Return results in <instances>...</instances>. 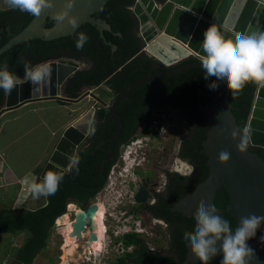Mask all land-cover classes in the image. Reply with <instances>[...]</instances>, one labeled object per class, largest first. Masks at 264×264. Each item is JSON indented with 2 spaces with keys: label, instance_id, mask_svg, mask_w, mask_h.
<instances>
[{
  "label": "trees",
  "instance_id": "1",
  "mask_svg": "<svg viewBox=\"0 0 264 264\" xmlns=\"http://www.w3.org/2000/svg\"><path fill=\"white\" fill-rule=\"evenodd\" d=\"M134 1L107 0L98 12L92 14V17L104 20L110 27L108 30H103V37L94 25L85 22L72 34L66 36L49 40L34 38L12 46L0 55V68L7 65L11 72L23 79L25 62L36 65L58 60L76 64L77 61L87 60L86 68L75 71L68 78L63 87L65 95L76 97L84 86H102L104 93L112 92L117 97L129 83L147 73L163 69L155 58L140 52L142 45L135 32L137 21L130 9ZM32 17L29 13L19 10L0 9V46L18 33ZM54 21L47 19L45 26H51ZM80 32L86 33L89 39L82 50H77L75 41ZM112 46H115V49H112ZM205 74L202 67H195L151 79L133 88L116 107V111L122 115V126L114 139L113 157L104 165L107 177L111 165L119 155V145L134 138L133 134L138 126L157 107L168 105L180 112L188 131L181 139L179 156L184 161L190 162L194 171L186 177L178 174L170 176L167 197L161 195L159 206H152L156 207L158 214L164 217L172 218L175 214L180 217L182 239L179 260L185 257L187 250L183 234L186 231H194L195 216H182L180 212H172L170 207L190 193L208 175L207 156L200 151L207 131L206 115L200 106L206 102L207 96L199 93V90L210 91L208 85L214 81V77L206 80ZM255 87V83L249 82L237 96H232L229 91L231 112L241 130L250 111ZM4 95V90L0 89V107ZM94 119L95 134L89 135L85 146L77 152L79 171L64 172L63 180L55 195L45 197L46 202L34 209L10 206L0 208V233L27 232V236L15 253V259L21 264H31L46 246L50 230L57 218L65 212L68 202L78 201L88 205L103 187L105 181L100 175V164L108 154L110 137L117 123L105 109H101ZM143 132L156 134L157 129L152 126L151 120L147 121ZM251 149L264 159V148ZM214 206L220 209V215L230 221L234 231L236 218L228 210L229 196L224 188L216 191ZM124 238L126 245L134 243L135 248L121 256L117 264H155V260L174 261L171 257L151 252L134 235H126Z\"/></svg>",
  "mask_w": 264,
  "mask_h": 264
},
{
  "label": "water",
  "instance_id": "2",
  "mask_svg": "<svg viewBox=\"0 0 264 264\" xmlns=\"http://www.w3.org/2000/svg\"><path fill=\"white\" fill-rule=\"evenodd\" d=\"M106 2L107 0H73V7L69 10V15L77 22L73 27L67 18L63 22L55 19L56 13L64 6V0H53L52 8L43 10L39 16H33L18 33L0 46V55L12 46L30 39L49 40L72 34L85 22L94 25L103 37V30H108L110 27L104 20L92 17V14L98 12ZM130 9L137 21V35L142 45L140 52L155 58L164 68L147 73L129 83L114 102L107 106V112L115 120L117 127L110 137L108 154L100 164L103 181L106 179L104 165L113 157L114 139L122 126L121 114L115 107L133 88L154 78L202 67L201 57L204 53L201 42L209 24H215L225 38L234 39L238 33L264 32V0H135ZM47 19L55 21L51 26L46 27ZM112 49H115V46H112ZM44 63L51 68L47 82L39 90L25 82L13 89L10 94L5 93L0 107V117L6 111L38 100L77 102L83 96L89 95L102 105H107L90 90L92 87H87L78 97L62 94L65 81L79 69L76 64L58 60ZM214 82L218 85L216 89L208 92L199 90V93L207 96L206 102L200 106L206 115L207 124L206 138L202 142L200 151L207 156L208 175L190 193L180 198L172 209L194 208L195 216L202 201L214 205L216 191L224 188L229 196L228 210L236 218L237 227L241 217L251 214L264 216V159L250 149V147L264 148V87L256 85L254 89L250 111L243 127V129L249 128L251 134L246 151L240 153L236 145L239 143V133L243 129L239 128L231 112L229 90L215 77ZM94 110L91 106L82 115L89 114L94 118ZM79 117L62 130L42 166L40 172L42 179L47 171L63 173L68 170L77 152L83 148L80 145L89 132L86 127L77 126ZM234 131L237 132L235 139L232 137ZM222 151L229 153L227 162H220L218 159ZM146 195L145 189L141 187L135 197L137 201L144 202ZM97 208V204L92 203L86 209H75V218L70 222L72 227L70 237L79 239L80 231L84 229L87 221H91L93 233L89 238L90 244L95 240L97 226L93 218L96 219ZM262 237H264V224L257 230L255 237L247 241L255 252L250 264H264ZM186 246L188 252L185 264H199L188 243ZM221 260L222 253L211 259L209 264H220Z\"/></svg>",
  "mask_w": 264,
  "mask_h": 264
},
{
  "label": "clouds",
  "instance_id": "3",
  "mask_svg": "<svg viewBox=\"0 0 264 264\" xmlns=\"http://www.w3.org/2000/svg\"><path fill=\"white\" fill-rule=\"evenodd\" d=\"M4 3L10 9L26 12L32 16H39L43 10L53 7V0H4ZM72 7L73 0H64V6L56 13L55 19L63 22L67 18L75 27L76 19L69 15ZM88 39L86 33H78L75 41L76 49L82 50ZM201 47L204 53L201 57V66L206 73L204 75L206 80L215 77L222 81L232 96L239 95L249 82L264 87V32L238 33L234 39L225 38L215 24H209L203 33ZM50 75L51 68L47 63L31 65L25 62L23 79L5 65L0 68V89L10 94L13 89L27 82L39 90ZM208 86L210 90L218 87L214 81ZM76 124L86 127L90 135L95 134L96 121L89 114L80 116ZM250 134V129L247 127L239 133V143L236 148L240 153L246 151ZM232 137L237 138V132L234 131ZM135 147L139 146L131 147L124 157L128 165L134 161L132 159ZM218 159L220 162H227L229 153L222 151ZM78 165L79 157L71 161L69 172L73 170L78 172ZM177 171L184 176H190L194 168L186 164L184 169ZM63 176V173L47 171L40 182L30 181L28 187L31 195L36 199L55 195ZM158 190L163 191V189ZM262 224H264V216L251 214L241 217L239 225L233 231L230 221L220 215L214 205L202 201L196 210L194 231L184 232L183 239L200 264H209V261L220 253H222L220 264H250L255 252L247 241L255 237Z\"/></svg>",
  "mask_w": 264,
  "mask_h": 264
},
{
  "label": "flooded vegetation",
  "instance_id": "4",
  "mask_svg": "<svg viewBox=\"0 0 264 264\" xmlns=\"http://www.w3.org/2000/svg\"><path fill=\"white\" fill-rule=\"evenodd\" d=\"M135 32H136V36L138 37L137 29H135ZM82 63L88 64L87 60L77 61L76 65L78 66V68H79V65ZM86 67H83V68H86ZM162 67L164 68L163 65H162ZM80 69H82V68H79L78 70H80ZM67 81H68V79L65 81V83H67ZM65 83L63 84V87H64ZM63 87H62V94L65 95V93L63 92ZM87 87H89V86H84L83 89L79 91L78 96L83 94L86 91ZM100 87H102V86H100ZM103 87H105V86H103ZM94 89H99V92H97L99 94H96L93 91ZM105 89L108 90L109 92H111V90L108 89L107 87H105ZM90 90L94 94H96L100 99H102L103 101H105L107 103V105L104 106L100 102L95 101L91 97L92 102H93L92 104H94L96 106V107L92 106L95 109L94 110L95 111L94 112V118L97 116V113H99L101 109L102 110L105 109L107 111V106L109 104L113 103L114 100L118 97V96L116 97V95L112 92H111V94H107V92L104 93L102 88H99V86L92 87ZM78 96H76V97H78ZM87 96H89V95H85L81 99H83L84 97H87ZM59 101H61V100H59ZM62 102H64L65 104L72 103V102H66V101H62ZM118 104L116 105V107L118 106ZM116 107H115V109H116ZM168 108L173 109L178 114V116L181 117L180 112L177 109L172 108L168 105H163L161 107H157L155 110H153L147 116L146 120L141 125L138 126V128L136 129V131L133 134L134 138H131V139H129V141H127L125 143H121L119 145V152H120V148L123 147L125 149V147L129 144L130 141L134 140L135 138H142L143 136H138V134L143 132L147 121H150L153 118L154 119L159 118L161 115H165V114H162L161 112H164V111L166 112V109H168ZM131 109H132V107H131ZM121 117H122V115H121ZM165 117L169 122V120H170L169 114H166ZM167 120H166V122H167ZM181 120H182V127H183L181 130V133L176 131L177 129L173 128L174 126H171L168 123V126L161 133L157 132L155 135H151V133H149V135H147L148 139L147 138L142 139V142L140 144H138L139 147L133 148V151L135 153L133 154L132 160H134V161L132 163H130L129 166L131 168H133V173H134L135 170H137V167H139V166L143 167L142 161L144 160L143 154L145 152L144 151L145 148H143L144 145L145 146L150 145V143H152L153 139L158 141L160 139L161 140L164 139L166 136L170 135V133H174V135L176 133H178L176 135L177 148H176V152H175V158H176V160L179 161L180 165H178V163H177V165H178L177 168H174V167L169 168L168 167V168L161 169L162 174L158 173L156 175L157 176L156 179L152 180L148 176H147L148 178L145 179L144 176H142V178L139 179L137 184L133 183L131 185L128 184L127 186H125L126 190L124 192V195L122 196L121 199L118 200V204L113 207L114 211H112L109 214V218L105 220L106 222L102 221L103 218L100 220V223L104 227V232H106V236L108 238L112 237L109 239L110 243L112 242V244H110L112 246L111 249H115L116 251H120V254L115 256V259H116L115 264L118 263V259L121 256H123L127 252L133 251V249L135 248L134 243H129L128 245L125 244V240H124L125 238L124 237L126 235H134L135 238L140 240V243L144 244L147 247V249L150 250L151 252H154L157 255L168 256V257H171L172 259H174L173 262L170 260L167 262L155 260L154 261L155 264H160V263L185 264V262L187 260L186 255H187L188 250H186L185 257L182 260H179L180 255H181L180 245H181V239H182L180 237V229H181V226H180L181 223L179 220L180 217L178 215L176 216V214H175V217L167 218V217H164L163 215H159L158 210L156 209V207H158L160 204L159 203L160 202V196L164 195L165 197H167L166 191H167V186L169 184L170 176H172L173 174H178L182 177H186V176L182 175L177 170L178 169H184V166L186 164L193 167V165L190 162L184 161L179 156L181 139L188 131V127L186 125L185 120L183 118ZM160 123H162V122H160ZM164 127H165V125H164ZM89 135L90 134H88L86 136V138L84 139V141L82 142L80 147L85 146V143H86ZM57 139H56V141H57ZM53 147H54V145H53ZM53 147L51 148V150L53 149ZM251 148L252 147H250V149ZM124 149H123V151H124ZM128 156H131V155H128ZM117 158H120V160L118 159L119 162L122 161L125 164V166H126V164H128V162H125L122 154H119ZM117 158L115 159V161L117 160ZM115 161H114V163H115ZM66 171H64V172H66ZM145 175H148V174L145 173ZM158 177H160V178L158 179ZM141 187H143L147 193L146 199L144 202L137 201L136 197H135L136 193L139 191V189ZM158 189H163V191H159ZM92 200L89 201L88 205L81 203V202H78V201L68 202V203L73 205V209L68 210L66 208L65 212L61 216H59L58 218L65 219V218H63L65 216L66 218H69L67 220L66 224H70V222H72L75 218V213H74L75 209L76 208L86 209L87 206H89L90 204L93 203ZM95 203L97 204V206L99 205L98 202H95ZM176 203H177V201L174 204H172L170 207L172 212H174V211L180 212L182 214V216H186V217L194 216L193 215L194 208H188V209L186 208L185 210H173L172 208L174 207V205ZM154 205L156 207L153 208L152 206H154ZM97 210H98V208H97ZM97 210H96V212H97ZM95 222H96V226H97L95 229L96 232L94 231L95 237L97 238L98 235H99V237L95 240H92V243H91L92 245L89 242V238L91 236V233H93L92 228L90 226L91 221L86 222V224L84 225V229H82L80 231V238L79 239H76L75 237H70V238H72L70 240H72L75 248H77L79 250H83L84 251L83 253H85V254L88 252L92 254L93 249H94V247H97V244L102 243L104 245V242H105L104 237L102 235L100 236V234L98 233V231L101 229L99 227L98 219H96ZM55 225H56V222H55ZM106 226H107V228H105ZM108 230H109V232H108ZM186 245H187V242H185V246ZM49 258H53L54 263H51V260L48 259V264H57V261H58V259L61 258V256L57 255L55 257V256L51 255ZM77 260L78 259H76L75 261H77ZM88 261H89V263L92 262V256H90L88 258ZM199 264H200V261H199Z\"/></svg>",
  "mask_w": 264,
  "mask_h": 264
},
{
  "label": "rangeland",
  "instance_id": "5",
  "mask_svg": "<svg viewBox=\"0 0 264 264\" xmlns=\"http://www.w3.org/2000/svg\"><path fill=\"white\" fill-rule=\"evenodd\" d=\"M0 3H4V0H1ZM3 4H0V8L4 7ZM88 64L82 63L79 65V68L86 67ZM101 88V87H99ZM84 91V90H83ZM82 91V92H83ZM96 94H99V89L93 90ZM81 92V93H82ZM59 103V102H58ZM56 101H53L52 104H50V109H47V111H42L44 117L52 124L54 128L57 127L59 123H62V120L64 121V124L66 123V126L73 122L76 118H78L80 115H82L88 108L91 106L96 107L94 104H92V98L87 96L83 99L78 100L77 102H72L65 104V106L61 107ZM43 103L38 105L42 106ZM47 104V103H45ZM49 104V103H48ZM36 106V105H30ZM24 110V109H23ZM7 112V111H6ZM4 112L1 117L6 113ZM59 113H61V116L63 118L61 121L57 122V117L59 116ZM162 114H169V124L171 126H174L173 128H176L179 133H181L182 130V118L178 116V114L171 108L166 109V112H161ZM0 117V118H1ZM4 116L3 118H5ZM1 118V119H3ZM0 119V120H1ZM64 129V128H63ZM62 129V130H63ZM62 132V131H61ZM176 133H170V135L166 136L164 139L155 140L153 139L152 143L147 146H143L144 154L142 161L143 167H137V170L133 173V168H131L128 164H125L120 161V158H117L115 163L111 165L109 173L107 175V178L104 182L103 187L99 190V192L96 194V197L92 200L93 203L98 202L99 203V228L100 230L98 233L100 236L102 235L104 237V245L97 244V247H94L92 254L91 253H83V250H79L75 248L73 245L72 238H70L69 234L72 232V227L70 224H66L67 220L69 218H66L65 216L61 219L58 218L56 220V225L53 226L50 230L48 239L46 241V246L36 255V257L33 259V262L31 264H48V259L51 260V263H54L53 258H49L51 255L57 256L60 255L61 258L58 259L57 264H115L116 259L115 256L120 254V251H116L115 249H111L112 242L110 243V238L106 236V232H104V227L100 223V220L104 222L106 219L109 218V214L114 211V206L118 204V200L122 198L125 192V186L128 184H137L139 179L144 176V178H150V179H156L157 174L161 173V169L164 168H177L178 165H180L179 161L175 158V152L177 148V140H176ZM27 135L25 133H21L18 135H15L14 138L19 139L15 140V145L9 144V141H4L2 144L3 149H7L8 151L5 153L7 156V159L10 154L14 153V158L8 159L14 160L13 162H8L12 164V166L16 168H24V164L27 163V161H32L38 156V146H34L32 151H28L27 149H24L23 144L31 143L33 144L38 139H31L32 136H24ZM147 135H149L148 132H142L138 134V136H143L142 138H147ZM57 135H55L56 140ZM37 138V137H36ZM141 138V139H142ZM53 141V140H52ZM52 143V142H51ZM22 144V146H21ZM7 146V147H6ZM51 146V144H50ZM123 147L120 148L119 154H122L123 157H125V153L123 152ZM119 159V160H118ZM127 162V161H125ZM23 163V164H22ZM178 163V165H177ZM156 172V173H155ZM147 173L148 175H145ZM148 176V177H147ZM160 177H158L159 179ZM66 208L68 210L73 209V205L68 203L66 205ZM106 222V221H105ZM107 228V226L105 227ZM109 232V230H108ZM27 236V232L23 231L20 233H0V264H19L17 263L15 259V253ZM99 235L97 236V238ZM95 238V239H97ZM69 241V242H68ZM106 244V245H105ZM103 246V247H102ZM92 256V262L89 263L88 258ZM16 261H15V260ZM78 259L77 261H75ZM50 263V262H49Z\"/></svg>",
  "mask_w": 264,
  "mask_h": 264
},
{
  "label": "crops",
  "instance_id": "6",
  "mask_svg": "<svg viewBox=\"0 0 264 264\" xmlns=\"http://www.w3.org/2000/svg\"><path fill=\"white\" fill-rule=\"evenodd\" d=\"M0 4L4 6L0 9L8 8L5 3ZM53 101L58 103L56 99L32 101L16 109L7 111L1 118L4 116L6 117L3 119L0 118V208L10 206L12 208L34 209L46 202L44 196L38 199L33 198L29 191L28 184L32 180H36L37 182L42 180L40 172L56 141L55 135H57V139L62 129L66 126V123L64 124L62 120V123H59L57 127L54 128L46 117H44L42 111L50 109L49 105L52 104ZM38 103L43 104L41 106L38 105ZM32 104L36 106H31L29 108ZM58 104L61 107L65 106V104L62 103ZM62 118L63 116L59 113L56 119L57 122L61 121ZM21 133L27 134L24 136H32L33 138L31 139H38L33 144L29 142L23 144L24 149L32 151L34 146H38L37 151L40 150V152L37 153L38 156L34 160L27 161V163L24 164V168H16L8 163L14 161H9L8 159L14 158L15 154H10L7 159L5 153L8 151V147L6 146L7 149H3L1 146L4 141H9V144L15 145L14 139L17 140L20 137H14L18 134L21 135ZM16 262L21 264L18 261Z\"/></svg>",
  "mask_w": 264,
  "mask_h": 264
},
{
  "label": "built area",
  "instance_id": "7",
  "mask_svg": "<svg viewBox=\"0 0 264 264\" xmlns=\"http://www.w3.org/2000/svg\"><path fill=\"white\" fill-rule=\"evenodd\" d=\"M166 120L167 119H166L165 115H161L159 118H155V119L153 118L151 120V123H152V126L155 129H157V132H160L161 133L168 126V123L169 122H168V120L166 122ZM160 122H162V123H160ZM164 125H165V127H164ZM142 139H144V138H142ZM142 139L141 138H135L134 140L130 141L129 144L125 147V149H124L123 152L125 154L128 153L129 150L131 149V147L140 144L142 142Z\"/></svg>",
  "mask_w": 264,
  "mask_h": 264
},
{
  "label": "bare ground",
  "instance_id": "8",
  "mask_svg": "<svg viewBox=\"0 0 264 264\" xmlns=\"http://www.w3.org/2000/svg\"><path fill=\"white\" fill-rule=\"evenodd\" d=\"M99 208H100V206L98 205V210H99ZM98 210H97V215H96L95 218L98 219V221H99V211H98ZM96 219L93 218L94 221H96ZM95 223H96V222H95ZM72 264H73V263H72Z\"/></svg>",
  "mask_w": 264,
  "mask_h": 264
}]
</instances>
